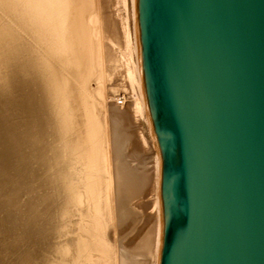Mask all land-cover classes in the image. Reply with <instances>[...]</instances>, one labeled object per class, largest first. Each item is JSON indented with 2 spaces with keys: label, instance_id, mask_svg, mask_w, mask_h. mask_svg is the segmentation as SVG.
Instances as JSON below:
<instances>
[{
  "label": "bare ground",
  "instance_id": "1",
  "mask_svg": "<svg viewBox=\"0 0 264 264\" xmlns=\"http://www.w3.org/2000/svg\"><path fill=\"white\" fill-rule=\"evenodd\" d=\"M136 118L155 138L137 0H0V264L160 263L157 141L148 171L120 151Z\"/></svg>",
  "mask_w": 264,
  "mask_h": 264
},
{
  "label": "water",
  "instance_id": "2",
  "mask_svg": "<svg viewBox=\"0 0 264 264\" xmlns=\"http://www.w3.org/2000/svg\"><path fill=\"white\" fill-rule=\"evenodd\" d=\"M137 19L159 264H264V0H137Z\"/></svg>",
  "mask_w": 264,
  "mask_h": 264
},
{
  "label": "rangeland",
  "instance_id": "3",
  "mask_svg": "<svg viewBox=\"0 0 264 264\" xmlns=\"http://www.w3.org/2000/svg\"><path fill=\"white\" fill-rule=\"evenodd\" d=\"M130 93L128 90H123L120 91L119 96L120 97H125L126 101H129L130 99ZM120 102V101H119ZM122 127V131L124 133V136H129L131 134H137V137L139 134L143 135L145 144H140L139 142L137 143V145L135 144V146H131L128 143L123 144L122 148L120 149V151L124 154L123 156V161L125 163H127L129 165V167H131L132 169L137 170L139 168L140 171L141 168L144 171H148L150 169L153 168L154 166V159H155V150H156V144H155V138L152 135L151 131L148 130V126L145 123V121L141 118H136V121H131V122H126L124 124H119ZM152 136V137H151ZM138 139V138H137ZM135 143V141H134ZM155 146V147H154ZM119 148V147H118ZM131 164V165H130ZM141 167V168H140ZM154 172V169H153ZM4 188L2 187V185H0V190ZM148 199H146L145 201H147ZM145 213H148L145 212ZM136 222L133 221L131 218L127 221V224L124 226V230L122 231L123 234H127V241H129L130 238L133 237V235H135L137 233V231L133 228H135L134 223ZM134 226V227H133ZM75 235H77V233H75ZM3 235H0V238ZM78 236V235H77ZM77 240V239H76ZM125 247H129V245H127V242L124 243ZM76 245L73 247V249L71 251H77V247ZM69 250V251H70Z\"/></svg>",
  "mask_w": 264,
  "mask_h": 264
}]
</instances>
